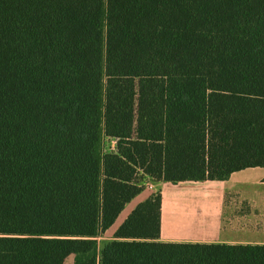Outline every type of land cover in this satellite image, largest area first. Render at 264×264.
<instances>
[{
  "label": "trees",
  "instance_id": "trees-1",
  "mask_svg": "<svg viewBox=\"0 0 264 264\" xmlns=\"http://www.w3.org/2000/svg\"><path fill=\"white\" fill-rule=\"evenodd\" d=\"M251 167L264 0H0V264H264V245L162 242L161 192L99 243L140 176Z\"/></svg>",
  "mask_w": 264,
  "mask_h": 264
},
{
  "label": "crops",
  "instance_id": "crops-1",
  "mask_svg": "<svg viewBox=\"0 0 264 264\" xmlns=\"http://www.w3.org/2000/svg\"><path fill=\"white\" fill-rule=\"evenodd\" d=\"M153 183L162 193V242L264 245V167L227 180ZM152 195L143 191L133 209Z\"/></svg>",
  "mask_w": 264,
  "mask_h": 264
},
{
  "label": "rangeland",
  "instance_id": "rangeland-1",
  "mask_svg": "<svg viewBox=\"0 0 264 264\" xmlns=\"http://www.w3.org/2000/svg\"><path fill=\"white\" fill-rule=\"evenodd\" d=\"M104 146H105V150H108L111 148L114 147L115 143H116V140L114 139H109V138H106L105 141H104ZM140 181H141V184L144 188V191H146V193H149V192H153V194H158L160 193V190L158 187H155L154 189H150L148 188L146 185H145V182H146V179L143 178L142 176H140ZM153 183V181L151 182ZM154 184V183H153ZM145 195V194H144ZM139 199V198H138ZM137 200V199H136ZM136 200L134 199L131 203H129L126 207V209L123 211V213L121 214L120 218H118L117 222L115 223V225L110 228L105 234H103L100 238H99V243H100V246L102 247L106 242L108 241H111L113 240L114 238V233L115 231L118 229L119 227V224L122 222V220L128 215L130 214V212L133 210V207L135 205V202ZM74 263V257H70L68 258V260L66 261V264H73Z\"/></svg>",
  "mask_w": 264,
  "mask_h": 264
},
{
  "label": "built area",
  "instance_id": "built-area-1",
  "mask_svg": "<svg viewBox=\"0 0 264 264\" xmlns=\"http://www.w3.org/2000/svg\"><path fill=\"white\" fill-rule=\"evenodd\" d=\"M151 182H152L151 178H147V179H146V182H145V185H146L148 188H150V189H154L155 186H154V184L151 183Z\"/></svg>",
  "mask_w": 264,
  "mask_h": 264
}]
</instances>
